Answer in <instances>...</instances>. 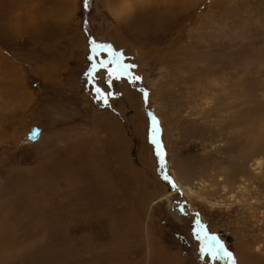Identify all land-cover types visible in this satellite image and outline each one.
<instances>
[{"label":"rangeland","instance_id":"obj_1","mask_svg":"<svg viewBox=\"0 0 264 264\" xmlns=\"http://www.w3.org/2000/svg\"><path fill=\"white\" fill-rule=\"evenodd\" d=\"M201 228L264 264V0H0V264H227Z\"/></svg>","mask_w":264,"mask_h":264},{"label":"snow or ice","instance_id":"obj_2","mask_svg":"<svg viewBox=\"0 0 264 264\" xmlns=\"http://www.w3.org/2000/svg\"><path fill=\"white\" fill-rule=\"evenodd\" d=\"M84 7L87 9L88 7V0H84ZM93 44H95V42H92ZM105 51H110L109 47L103 46V45H97L95 47H93L92 52L98 56L100 54V52H105ZM115 60H109L108 64L114 63ZM108 64L104 63L103 61L99 62V67L103 68L105 70L108 71V75H109V83H111V79L115 78V79H119L121 78L122 75H128L129 72V68L132 66H123L122 71L119 72L117 75L113 76V72L112 70H110L108 68ZM95 69L93 70V73H90V75H94ZM139 77H132L133 82L139 80ZM95 91L97 93L98 97H101L104 99L105 103H107V96L106 94L98 87L95 88ZM158 123V122H156ZM39 135L38 130L33 132L32 135L29 137L30 139H36L37 136ZM153 143H157V140L155 139V137L153 138ZM158 155H160V153L158 152ZM165 164H164V160L163 157L161 156V168H164ZM164 179L168 180L169 183H171V181L169 180V177L167 175H164ZM173 187H175V185H173ZM181 211H183V209L181 208ZM203 233V234H202ZM195 237L197 240L202 242V247H201V254H207L209 256H211V258L213 260H224L227 262V264H235V260L234 257L232 256V253L227 251V249L225 248V246L223 245V243H221L219 241L218 238L216 237H208L206 233H204L203 228H201L200 231H197L195 233Z\"/></svg>","mask_w":264,"mask_h":264},{"label":"bare ground","instance_id":"obj_3","mask_svg":"<svg viewBox=\"0 0 264 264\" xmlns=\"http://www.w3.org/2000/svg\"><path fill=\"white\" fill-rule=\"evenodd\" d=\"M109 1V0H108ZM106 4V3H105ZM69 5H71L70 3H69ZM68 8V5L66 4V9ZM65 8H64V10H66ZM67 11V10H66ZM139 18V17H138ZM144 20V19H143ZM121 145V144H120ZM145 149V148H144ZM145 151V150H144ZM146 155V154H145ZM119 159H121V158H119ZM257 166H258V168L260 167V165H261V161L258 159L257 161H256V163H255ZM244 189V188H243ZM190 193V192H189ZM193 195V194H192ZM195 195V194H194ZM167 200V199H166ZM78 201V200H77ZM114 201V200H113ZM171 201V200H170ZM168 202V201H167ZM76 204H78V202L76 203ZM82 212V211H81ZM82 214L84 215V212H82ZM87 214V213H86ZM99 217V216H98ZM57 222V221H56ZM55 222V223H56ZM251 257V256H250ZM251 259V258H250ZM246 260V259H245ZM244 260V261H245ZM253 260V259H252ZM250 263V262H249ZM253 263V262H252ZM251 264V263H250Z\"/></svg>","mask_w":264,"mask_h":264},{"label":"water","instance_id":"obj_4","mask_svg":"<svg viewBox=\"0 0 264 264\" xmlns=\"http://www.w3.org/2000/svg\"><path fill=\"white\" fill-rule=\"evenodd\" d=\"M37 130H38V132H39V135L37 136V138H36V139H38V138H39V136H40V133H41L40 129H37V128H36V129H34V130H33V132H35V131H37ZM34 140H35V139H34Z\"/></svg>","mask_w":264,"mask_h":264}]
</instances>
